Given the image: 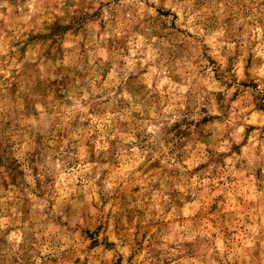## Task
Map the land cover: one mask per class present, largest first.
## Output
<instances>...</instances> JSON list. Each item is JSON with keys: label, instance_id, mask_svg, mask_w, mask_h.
Masks as SVG:
<instances>
[{"label": "rangeland", "instance_id": "obj_1", "mask_svg": "<svg viewBox=\"0 0 264 264\" xmlns=\"http://www.w3.org/2000/svg\"><path fill=\"white\" fill-rule=\"evenodd\" d=\"M0 264H264V0H0Z\"/></svg>", "mask_w": 264, "mask_h": 264}]
</instances>
